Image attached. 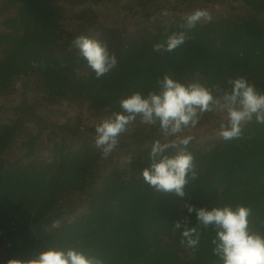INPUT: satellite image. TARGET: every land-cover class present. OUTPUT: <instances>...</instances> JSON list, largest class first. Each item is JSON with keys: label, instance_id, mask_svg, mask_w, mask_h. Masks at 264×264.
<instances>
[{"label": "trees", "instance_id": "trees-1", "mask_svg": "<svg viewBox=\"0 0 264 264\" xmlns=\"http://www.w3.org/2000/svg\"><path fill=\"white\" fill-rule=\"evenodd\" d=\"M83 2L105 9V0H0V91L36 72L45 80L40 88L48 89L56 102L75 98L76 91L84 92L89 113L108 108L110 114L120 110L121 98L136 91L146 95L156 90L157 78L166 74L178 81L198 79L209 86L220 83L225 87L230 78L246 76L264 92V0H130L147 9L150 25L139 23L133 40L123 42L120 48L114 46L115 36L101 34L76 12ZM170 2L175 5L177 20L167 31H159L155 27L165 17L156 15L155 9H165ZM191 2L216 5L228 18L220 15L218 20L198 24L190 32L192 38L172 52L154 51L153 44L180 31L184 11L190 10L178 6L187 3L189 7ZM149 4L156 8L150 10ZM133 9L136 21L143 9ZM113 15L119 19L121 14ZM80 34L97 35L120 60L97 83L77 76L85 60L79 65L81 57L71 42ZM26 112L19 110L12 116L0 109L3 264L33 258L50 244L66 247L77 242L102 254L107 264H219L212 254L210 241L215 233L211 228L201 229L196 250L180 244L174 222L183 223L187 217L188 227L197 223L195 212L189 214L185 204L208 209L246 204L253 210L250 226L264 232V124L247 126V138L224 141L218 136L219 116L212 114L210 119L211 113L205 114L198 125L205 127L191 130L194 139L188 146L199 170L198 179L185 187L181 198L157 192L143 181L141 170L148 167L151 143L160 135L157 128L138 122L129 126L111 154L121 159L119 163L105 166L108 158L102 159L95 147V128L73 130L78 136H73L70 144L49 141L52 146L47 147L43 159L30 156L20 164L9 163L5 155L17 144L20 120L28 122ZM35 142L28 140L22 145ZM126 157L132 158L130 164L124 163Z\"/></svg>", "mask_w": 264, "mask_h": 264}, {"label": "clouds", "instance_id": "clouds-1", "mask_svg": "<svg viewBox=\"0 0 264 264\" xmlns=\"http://www.w3.org/2000/svg\"><path fill=\"white\" fill-rule=\"evenodd\" d=\"M167 15L165 11L163 13ZM213 17L207 9H196L183 17L166 38L153 44L157 52H172L191 39L190 32L201 23H210ZM72 46L78 49L79 57L86 61L95 78L100 79L117 65L116 57L109 52L106 43L97 35H77ZM13 83V81H12ZM20 84L16 87V84ZM156 90L147 94L139 91L119 100V111H113L95 125V147L102 159H107L120 145L129 126L135 123L158 129L160 138L151 143L148 167L141 170L147 186L157 192L174 193L183 198L185 187L198 179L199 170L189 145L194 137L190 134L200 124L205 114L218 115V136L224 141L245 137V129L252 123L264 124V92L259 91L246 76H237L227 81L208 85L198 79L178 81L170 75L157 78ZM13 88L22 87L15 81ZM11 88V87H10ZM67 102L62 99L60 103ZM69 111V115L75 117ZM126 157L124 163H131ZM189 214L195 212L197 223L193 227L176 221L173 231L180 232V244L196 250L201 239V229L211 228L212 254L219 264H264V232L253 230L250 217L253 210L246 204H224L211 209L196 208L185 204ZM8 264H107V259L92 249L77 242L76 246L50 244L30 259H13Z\"/></svg>", "mask_w": 264, "mask_h": 264}, {"label": "rangeland", "instance_id": "rangeland-1", "mask_svg": "<svg viewBox=\"0 0 264 264\" xmlns=\"http://www.w3.org/2000/svg\"><path fill=\"white\" fill-rule=\"evenodd\" d=\"M126 3L130 4L127 6L125 5ZM196 4L197 2H191V5L188 7L187 3H182L179 4L178 7L182 11L190 10L189 12L184 11L186 15L190 14L196 9L202 8L207 9L212 14L213 19L218 20L220 15L225 20L228 18V14H226L225 12H219L216 5L197 6ZM134 6L135 8H140L139 11H142L143 9V11L139 13V15H142V17H138V15H136L138 18L136 21H134V18L137 12L135 11L136 9H133ZM148 6L150 10L156 8L152 4H149ZM174 6L175 5L170 2L166 3L165 9H155V14L161 15L166 11L167 8H170V10H168L169 12H167V15H162L165 17V19L161 22L160 25L158 24L155 27L158 28L159 31H167L170 24L173 23L175 18L177 20V12H175ZM103 8L105 9H100L98 6L92 7V5L88 2H83L82 6L78 5L76 7V12H79L80 16L87 21L92 22L94 24V28L96 30H99L101 34L103 32L104 34L110 32L113 36H115V40H113L115 47L120 48L123 42L133 40V35L137 27L139 26V23L140 25L146 24L145 26L150 25L148 21L149 19H151V17L147 18L145 14L147 9L139 6L136 3L130 2V0H105ZM127 8L128 10H126ZM117 12H120L121 14L119 19H117L113 15ZM157 17L159 18V16ZM247 19H250L249 14L247 16ZM113 28L116 29L115 33L113 31ZM109 52L113 53L111 51ZM113 54L116 57L117 63H119L120 60H118L117 54ZM82 60L83 58H80L79 65ZM79 74L84 75L81 78V80L83 81L86 79H90V82L92 83H97L98 81V79L95 78L94 72L88 69L86 61L84 65H80L79 69L77 70L78 78ZM18 81H20L22 84L21 89L17 90L11 87L6 91H0V109H4L5 113L12 116H14L15 113H18L19 110H26V113L29 115L28 122L20 120V122L18 123L19 131L16 133V136L18 135L17 144H14L13 148L9 149V155H5L7 160H9V163L20 164L23 161H26L30 156H40V158L43 159V157H46L47 155V147L52 146L49 144V141L64 140L65 143L70 144L74 142V139L72 137L78 136L77 134L74 135L73 130H77L78 132L88 131L90 130L89 128H95V125L101 119L106 118L108 115H110L108 108L96 110L92 113H89L91 109L88 106L89 103L84 100V92H81V94H79L80 92L78 91H76L75 93V98H66V101L71 104L72 108L70 109L69 107H67V109H65L62 102L60 103L61 100L56 102L57 99H55V97H51L48 95V89L40 88L43 83H45V80H42V77H39L36 72L35 75H31L26 79H19ZM82 90H85V88ZM50 92L51 90L49 91V93ZM70 110H72L71 114H73L74 116L78 115L79 117L77 119H73L69 115ZM210 119H213L212 114L210 116ZM203 127L205 126L203 125L201 127H197L196 130L200 131ZM92 134H95V131ZM19 135H23V137H20ZM35 139L36 142L32 146L22 145V143H26L28 140ZM139 145L142 148L143 144L139 143ZM10 156H16L18 159L15 158L14 160H12L10 159ZM117 162H121V159L114 158V155H110L105 166ZM101 180L102 177H100V181ZM96 187L97 186L94 185L93 188ZM55 224H57V222H55ZM4 248L6 247H0V264H3L4 262ZM178 253V255L180 256H185L180 251H178Z\"/></svg>", "mask_w": 264, "mask_h": 264}, {"label": "built area", "instance_id": "built-area-1", "mask_svg": "<svg viewBox=\"0 0 264 264\" xmlns=\"http://www.w3.org/2000/svg\"><path fill=\"white\" fill-rule=\"evenodd\" d=\"M20 84L18 83V84H16V87H18ZM63 107L65 108V109H67V107H68V104H67V102H63Z\"/></svg>", "mask_w": 264, "mask_h": 264}]
</instances>
